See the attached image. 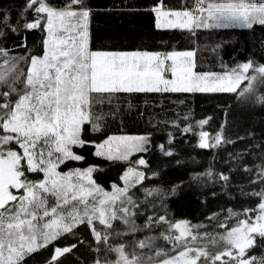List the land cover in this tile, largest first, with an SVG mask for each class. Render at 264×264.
<instances>
[{
	"label": "snow or ice",
	"instance_id": "1",
	"mask_svg": "<svg viewBox=\"0 0 264 264\" xmlns=\"http://www.w3.org/2000/svg\"><path fill=\"white\" fill-rule=\"evenodd\" d=\"M29 10L34 18L23 28L44 31L43 55L28 57V69L21 72L20 58L10 57L7 49L0 48V264H24L26 257L47 248L78 224L87 223L96 242L103 241L106 246L109 233L98 231L94 221L111 229V221L119 219L135 230L131 218L139 205L129 190L144 181L143 172L129 167L121 177L123 187L113 184L109 192L92 178L94 167L59 170L67 161L84 159L73 147L90 143L83 138L86 124L98 130L92 113L98 94L199 92L246 97L255 93L257 82L264 83V64L251 60L223 74L199 73L193 52H171L162 57L160 53L93 51L91 9L85 0H66L61 7L49 0H26L25 11ZM152 11L157 16V28L193 31L264 25V0H195L191 10H163L160 0ZM0 25L17 31L6 15L0 16ZM4 35L0 27V37ZM166 60L171 61L167 67ZM166 71L172 79L165 77ZM256 99L264 103V96ZM199 123L203 126L208 120ZM199 138L200 148L230 142L224 140L222 131L212 137L201 131ZM148 144L146 136L110 137L95 145L94 154L128 160L133 153L147 152ZM159 147L165 156L173 154L164 145ZM138 164L147 162L140 158ZM28 173H40L42 179L30 180ZM257 175L264 182V167ZM221 178L228 180L223 174ZM146 192L149 196L160 194L158 189ZM253 195L260 197L258 205L244 209L242 214L229 210L237 222L232 227L220 224L226 229L223 234L200 233V225L159 216L156 222L168 225L161 237L172 246L171 252L156 249L151 255L137 253L136 248L153 247L154 238L150 237L138 241L130 251L124 244L110 248L117 259L103 264H264V256L250 254L258 239L264 242V190ZM49 196L55 199L53 206L48 205ZM241 215L244 218L240 219ZM152 222L149 217L146 226ZM75 246L53 245V255L46 264H56ZM96 264L102 262L98 259Z\"/></svg>",
	"mask_w": 264,
	"mask_h": 264
},
{
	"label": "trees",
	"instance_id": "2",
	"mask_svg": "<svg viewBox=\"0 0 264 264\" xmlns=\"http://www.w3.org/2000/svg\"><path fill=\"white\" fill-rule=\"evenodd\" d=\"M49 2L61 7L66 0ZM25 3L26 0H0V16L6 15L8 23L17 28L12 32L0 25L5 33L0 37V48L7 49L10 57L20 58L17 63L21 72L28 69V57L43 55L45 39L41 29L23 28L25 22L34 18L32 11H25ZM85 3L91 9L89 33L93 51L160 54L192 51L198 72L221 73L249 60L256 65L264 64V25L234 27L230 46H198L194 30L156 27L152 9L159 6L160 0H85ZM162 3L163 9L195 7V0H162ZM260 96H264V89ZM92 113L98 130L86 124L83 138L90 143L82 148L73 147L84 159L67 161L59 170L94 167L92 178L109 190L120 182L127 168L137 166L140 158L145 159L147 164L140 166L144 181L129 190L139 205L131 218L135 231L129 235L107 231L106 246L103 241L96 242L87 223L78 224L47 248L26 257L24 264H46L53 255V245L61 248L76 245L56 264H96L98 259L103 264L117 255L110 248L124 244L125 250L130 251V242L133 248L138 241L150 237L154 238V249L136 248L137 253L151 255L156 249L170 252L172 246L161 237L168 225L157 223V217L200 225V233L223 234L226 229L220 224L232 227L237 222L229 210L242 214L244 209L255 208L260 202V197L253 193L264 190V182L257 175L264 167V103L257 99L245 101L236 93H105L96 96ZM205 119L208 123L201 126L199 122ZM201 131L208 132L210 137L222 131L224 140L230 142L200 148ZM114 135L146 136L148 151L133 153L128 160L96 156L95 145ZM160 145L173 154L165 156ZM221 174L228 176V180L224 181ZM27 175L30 180L42 177L40 173ZM157 189L160 194L147 195L146 190ZM54 204L55 199L49 196L48 205ZM149 217L153 218L150 227L146 226ZM257 245L250 254L264 256V242L258 239Z\"/></svg>",
	"mask_w": 264,
	"mask_h": 264
},
{
	"label": "rangeland",
	"instance_id": "3",
	"mask_svg": "<svg viewBox=\"0 0 264 264\" xmlns=\"http://www.w3.org/2000/svg\"><path fill=\"white\" fill-rule=\"evenodd\" d=\"M193 8H194V6L191 9H193ZM191 9H172V10H191ZM233 30H234V27H228V28H219V27L203 28V27H201V28H195L194 29L196 36H198L199 40L201 41L200 43H202V41H203L202 39H205V41L208 45H213V46H215V45L230 46L232 44V41H233ZM134 52H136V51H134ZM185 52H192V51H185ZM148 53H154V52H148ZM161 55L163 57L166 54H161ZM192 59L194 60V57ZM169 64H171V61L166 60L165 66L167 67ZM195 71H196V69H195ZM228 71H230V70H226L224 72L217 73V74H223V73L228 72ZM196 72H198V71H196ZM199 73H209V72H199ZM211 73H213V72H211ZM250 74H251V70H250ZM165 77L167 79H172L171 73L168 71L165 72ZM245 83H247V81ZM242 87H243V85H242ZM263 89H264V83L257 82L256 91L254 94H249L246 97H240V98H242L245 101L250 100V101L256 102V98L260 96ZM120 136H127V135H114V136H110V137H120ZM110 137L106 138L105 140L109 139ZM104 141H102L100 143H103ZM100 143H98V144H100ZM140 166L142 167L143 165H139L137 163V166H134V167L137 170L144 173L143 168H140ZM127 169L122 173L121 177L127 171ZM62 172H68V171H62ZM121 177H120V182L115 183V184L117 186L123 187L124 182L121 179ZM40 179H42V177L35 179L34 181H39ZM104 190L111 192L112 188L109 190H107V189H104ZM129 195H131V194L129 193ZM132 198L134 199L133 196H132ZM94 223H95V226L98 230H105V231L113 232V233L119 234V235H129L132 231H135V230L130 229V225H125L119 219L111 221V223H112L111 229H107L104 226L100 225L98 221H94ZM114 236H116V235H114ZM129 245H130V249H132V246L134 244H132V242H130ZM154 247L155 246L153 244V247L151 249H149V248H145V249H149L151 251L152 249H154ZM143 254H146V253H143ZM116 259H117V255L112 257V258H108L109 262L114 261Z\"/></svg>",
	"mask_w": 264,
	"mask_h": 264
},
{
	"label": "crops",
	"instance_id": "4",
	"mask_svg": "<svg viewBox=\"0 0 264 264\" xmlns=\"http://www.w3.org/2000/svg\"><path fill=\"white\" fill-rule=\"evenodd\" d=\"M163 10H172V9H163ZM156 23H157V16H156ZM166 28V27H165ZM198 37V36H197ZM203 41H202V43H200L201 41L199 40V37L197 38V45L199 46V45H205V44H207L206 43V41H205V39H202Z\"/></svg>",
	"mask_w": 264,
	"mask_h": 264
}]
</instances>
